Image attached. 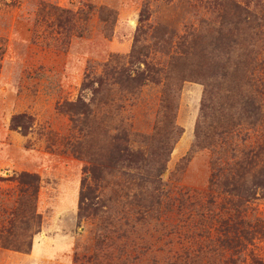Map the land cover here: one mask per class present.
Returning a JSON list of instances; mask_svg holds the SVG:
<instances>
[{
  "label": "rangeland",
  "instance_id": "obj_1",
  "mask_svg": "<svg viewBox=\"0 0 264 264\" xmlns=\"http://www.w3.org/2000/svg\"><path fill=\"white\" fill-rule=\"evenodd\" d=\"M234 2L248 23L228 0H0V264H264V0ZM163 139L139 222L147 169L113 156Z\"/></svg>",
  "mask_w": 264,
  "mask_h": 264
},
{
  "label": "trees",
  "instance_id": "obj_2",
  "mask_svg": "<svg viewBox=\"0 0 264 264\" xmlns=\"http://www.w3.org/2000/svg\"><path fill=\"white\" fill-rule=\"evenodd\" d=\"M229 5L232 4V16L234 17V24H237V22L241 23L244 21V23H248V19L245 17H242L243 15L250 14V12L246 11L244 7L239 6L234 0H228ZM246 20V21H245ZM235 28V27H234ZM115 76L117 77L118 81L121 84L126 83L128 80L133 79L132 76L124 69H117L115 71ZM84 88L92 89V91L95 93H101V90L107 89L108 90V83L100 80L99 78L93 80L91 83H86ZM73 106H78L81 108H86V103L82 100H79L77 103L72 104ZM205 104L202 105V116L205 114L204 111ZM89 110V108H88ZM24 116L18 115L12 118L11 120V126L13 128H19L20 131L24 134L27 133V130L29 128V125L26 121L23 120ZM161 141L160 145H156L154 149L150 150L147 155L142 154L139 150H131L128 146H124L121 151H118L114 156V162L117 164L119 161H128L129 163L134 162L135 164L141 165L147 170L146 176L141 178L139 180L138 185L140 186V192L138 195L134 197V202L138 206V210L136 212L135 220L142 222L147 220V218H151L154 215L158 214L159 208L161 206V196L164 193L162 191L161 185L163 184L162 180L160 179V174L162 173L166 158L170 152V144L163 140H157V142ZM157 144V143H156ZM102 165L105 166V162H101ZM153 165L151 168L150 166ZM135 167V166H131ZM154 167V168H153ZM96 169V168H93ZM100 170V168H99ZM148 170L151 172L149 173ZM220 169L218 170L219 174ZM20 182L25 184L26 187H22L20 192V200L18 203V210H20L23 207V204L26 202L28 210L30 211V214H33V205L29 204L27 202L28 197H33L36 191L31 190V192L23 196L25 191H28V187L31 186V184L34 185L36 183L38 177L34 175H30L27 173L20 174ZM22 177V178H21ZM2 177L0 176V180Z\"/></svg>",
  "mask_w": 264,
  "mask_h": 264
},
{
  "label": "crops",
  "instance_id": "obj_3",
  "mask_svg": "<svg viewBox=\"0 0 264 264\" xmlns=\"http://www.w3.org/2000/svg\"><path fill=\"white\" fill-rule=\"evenodd\" d=\"M54 248L50 249V247L48 246L45 247L44 245L40 247L38 246V244L33 245L34 252L37 250V253L41 254L42 256H51L53 255L52 252L56 253L60 249V247H54Z\"/></svg>",
  "mask_w": 264,
  "mask_h": 264
}]
</instances>
